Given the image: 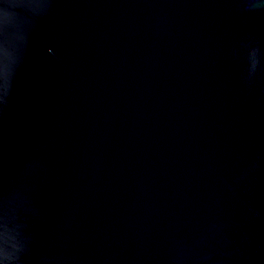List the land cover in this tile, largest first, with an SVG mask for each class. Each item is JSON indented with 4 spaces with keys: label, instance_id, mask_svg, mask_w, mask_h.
Instances as JSON below:
<instances>
[{
    "label": "water",
    "instance_id": "95a60500",
    "mask_svg": "<svg viewBox=\"0 0 264 264\" xmlns=\"http://www.w3.org/2000/svg\"><path fill=\"white\" fill-rule=\"evenodd\" d=\"M0 264H264V0H0Z\"/></svg>",
    "mask_w": 264,
    "mask_h": 264
}]
</instances>
